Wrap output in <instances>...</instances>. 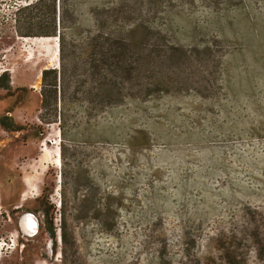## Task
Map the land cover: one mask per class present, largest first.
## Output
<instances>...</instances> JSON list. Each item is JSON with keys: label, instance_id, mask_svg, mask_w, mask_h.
<instances>
[{"label": "rangeland", "instance_id": "374dc122", "mask_svg": "<svg viewBox=\"0 0 264 264\" xmlns=\"http://www.w3.org/2000/svg\"><path fill=\"white\" fill-rule=\"evenodd\" d=\"M98 25L135 29L134 93L42 109ZM2 116L0 264H264V0H0Z\"/></svg>", "mask_w": 264, "mask_h": 264}, {"label": "trees", "instance_id": "16d2710c", "mask_svg": "<svg viewBox=\"0 0 264 264\" xmlns=\"http://www.w3.org/2000/svg\"><path fill=\"white\" fill-rule=\"evenodd\" d=\"M134 31L133 26H130L118 34L116 31L106 30L104 26L98 25L97 34L88 37L85 42L88 47L87 52L95 56L84 64L81 78H77L75 67L72 69L64 65H61L59 69L45 67L41 72L42 109L55 104V111L58 112L57 103L60 101L66 104L65 92L77 85L79 90L88 95L83 103H87L86 112L89 115L124 102L129 93H134L135 72L139 67L137 58L132 54L138 45ZM46 35L56 36L57 33L46 32ZM125 80L129 83L127 87L124 86ZM47 85L50 89L46 88ZM54 121L57 120L50 122ZM0 125L9 129L16 127L14 120L9 116L0 117ZM61 128L63 129L64 126L62 125ZM47 221L48 230L55 238L53 220ZM63 237L65 239L67 237L65 232Z\"/></svg>", "mask_w": 264, "mask_h": 264}, {"label": "built area", "instance_id": "2783aa9c", "mask_svg": "<svg viewBox=\"0 0 264 264\" xmlns=\"http://www.w3.org/2000/svg\"><path fill=\"white\" fill-rule=\"evenodd\" d=\"M14 245V248L16 247V244L14 243V241L12 242H7L6 240H3V242H0V255L3 253V250L5 249L6 251H8V249H13L12 246Z\"/></svg>", "mask_w": 264, "mask_h": 264}, {"label": "bare ground", "instance_id": "6f19581e", "mask_svg": "<svg viewBox=\"0 0 264 264\" xmlns=\"http://www.w3.org/2000/svg\"><path fill=\"white\" fill-rule=\"evenodd\" d=\"M47 39H51V40H57V36L56 37H49V38H47ZM42 39H36V41H41ZM58 156V153H57V155H56V157ZM58 159V158H57ZM59 160V162L58 163H60L61 162V158L60 159H58Z\"/></svg>", "mask_w": 264, "mask_h": 264}, {"label": "water", "instance_id": "95a60500", "mask_svg": "<svg viewBox=\"0 0 264 264\" xmlns=\"http://www.w3.org/2000/svg\"><path fill=\"white\" fill-rule=\"evenodd\" d=\"M57 37L59 36V34L58 35H56Z\"/></svg>", "mask_w": 264, "mask_h": 264}]
</instances>
